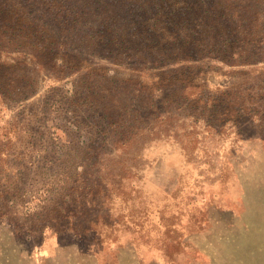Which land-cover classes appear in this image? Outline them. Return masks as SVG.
<instances>
[{"label":"rangeland","instance_id":"1","mask_svg":"<svg viewBox=\"0 0 264 264\" xmlns=\"http://www.w3.org/2000/svg\"><path fill=\"white\" fill-rule=\"evenodd\" d=\"M252 1L251 63L208 52L186 108L153 78L179 72L118 64L93 42L103 17L129 21L120 3L18 1L71 61L1 54L0 264H264V0Z\"/></svg>","mask_w":264,"mask_h":264},{"label":"trees","instance_id":"2","mask_svg":"<svg viewBox=\"0 0 264 264\" xmlns=\"http://www.w3.org/2000/svg\"><path fill=\"white\" fill-rule=\"evenodd\" d=\"M18 1L0 0V70L5 66L1 54L6 52L38 65L49 63L61 72L69 68L71 53L62 41L63 36L39 22ZM100 1L92 0V3L99 6ZM245 1L250 3L244 0H109L121 4L118 7L129 14L122 18L129 21L117 26L107 15L97 21L95 34L90 35L94 43L112 53L113 61L118 64L124 58L136 56L157 70L168 67L170 72H179L170 80L164 77L163 70L153 74V78H158L156 83L166 81L174 86L172 89L178 91L181 99H178V108L192 107L202 99L197 98L198 85L188 76L193 63L207 58L213 49L222 51L215 57L224 63L231 64L229 58H236L233 60L236 62L242 58L251 63L249 54L243 57L241 43L251 46L256 41L254 31L261 26L251 14L244 15L258 13L253 10L252 0ZM237 48L239 53L235 51ZM163 100L172 101V98L167 96ZM151 106L157 104L151 103ZM114 108L118 112V107Z\"/></svg>","mask_w":264,"mask_h":264}]
</instances>
